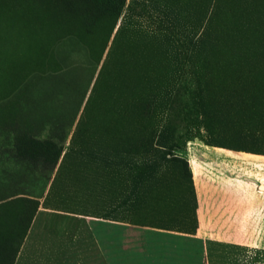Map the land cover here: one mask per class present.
I'll use <instances>...</instances> for the list:
<instances>
[{"label": "rangeland", "instance_id": "rangeland-1", "mask_svg": "<svg viewBox=\"0 0 264 264\" xmlns=\"http://www.w3.org/2000/svg\"><path fill=\"white\" fill-rule=\"evenodd\" d=\"M40 206L136 226L112 264H264V0H0V264Z\"/></svg>", "mask_w": 264, "mask_h": 264}, {"label": "crops", "instance_id": "crops-1", "mask_svg": "<svg viewBox=\"0 0 264 264\" xmlns=\"http://www.w3.org/2000/svg\"><path fill=\"white\" fill-rule=\"evenodd\" d=\"M130 226L136 228L40 206L12 264H112V259L125 263L124 232ZM135 256L130 260H137Z\"/></svg>", "mask_w": 264, "mask_h": 264}, {"label": "trees", "instance_id": "trees-1", "mask_svg": "<svg viewBox=\"0 0 264 264\" xmlns=\"http://www.w3.org/2000/svg\"><path fill=\"white\" fill-rule=\"evenodd\" d=\"M15 142L16 141H14V150L17 152V148H16L17 142L16 143ZM40 143L46 145V147H45L46 148L45 149L46 150V156H45V158L48 159V160H50L51 166L54 167L55 164H56V160L59 157L60 152L58 150L57 151L55 150V145L51 141H45V142H40ZM47 155H48V157H47ZM52 163H53V165H52Z\"/></svg>", "mask_w": 264, "mask_h": 264}]
</instances>
